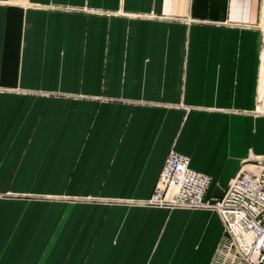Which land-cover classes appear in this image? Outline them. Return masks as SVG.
<instances>
[{"label": "crops", "instance_id": "crops-1", "mask_svg": "<svg viewBox=\"0 0 264 264\" xmlns=\"http://www.w3.org/2000/svg\"><path fill=\"white\" fill-rule=\"evenodd\" d=\"M262 2L0 0V264H210L216 211L146 201L264 157Z\"/></svg>", "mask_w": 264, "mask_h": 264}, {"label": "built area", "instance_id": "built-area-1", "mask_svg": "<svg viewBox=\"0 0 264 264\" xmlns=\"http://www.w3.org/2000/svg\"><path fill=\"white\" fill-rule=\"evenodd\" d=\"M254 112L264 116V91ZM210 181L190 167L187 155L171 149L146 203L216 211L224 233L210 264H264V157L242 163L219 198L205 199Z\"/></svg>", "mask_w": 264, "mask_h": 264}, {"label": "rangeland", "instance_id": "rangeland-1", "mask_svg": "<svg viewBox=\"0 0 264 264\" xmlns=\"http://www.w3.org/2000/svg\"><path fill=\"white\" fill-rule=\"evenodd\" d=\"M260 21L262 23V27L264 28V0L262 2V11H261V16H260ZM263 91H264V88H263Z\"/></svg>", "mask_w": 264, "mask_h": 264}, {"label": "bare ground", "instance_id": "bare-ground-1", "mask_svg": "<svg viewBox=\"0 0 264 264\" xmlns=\"http://www.w3.org/2000/svg\"><path fill=\"white\" fill-rule=\"evenodd\" d=\"M262 93V92H261Z\"/></svg>", "mask_w": 264, "mask_h": 264}]
</instances>
